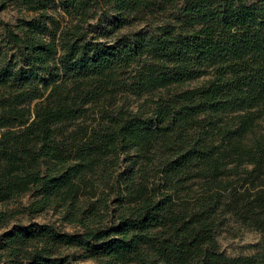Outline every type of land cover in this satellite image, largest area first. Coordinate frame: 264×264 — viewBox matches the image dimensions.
<instances>
[{
  "label": "trees",
  "instance_id": "obj_1",
  "mask_svg": "<svg viewBox=\"0 0 264 264\" xmlns=\"http://www.w3.org/2000/svg\"><path fill=\"white\" fill-rule=\"evenodd\" d=\"M154 1L0 0L31 13L0 22V203L30 193L28 217L80 229L14 223L0 264H264L215 237L225 213L264 230V0H183L153 32L88 37L95 6L110 33Z\"/></svg>",
  "mask_w": 264,
  "mask_h": 264
},
{
  "label": "rangeland",
  "instance_id": "obj_2",
  "mask_svg": "<svg viewBox=\"0 0 264 264\" xmlns=\"http://www.w3.org/2000/svg\"><path fill=\"white\" fill-rule=\"evenodd\" d=\"M249 4L257 0H240ZM184 4L183 0H175L173 4H164L162 0L153 2L148 8L141 13L133 14L130 22L125 27L107 33L106 30L115 17L113 6L110 4H99L93 8L88 25L92 27L93 34H100L101 41H114L121 35L131 34L134 32L144 31L153 32L157 26L163 22L176 20L180 7ZM30 12L25 11L15 4L0 5V22L14 24L18 18L29 17ZM102 34V35H101ZM2 26L0 24V44H4ZM209 76H202L197 80L191 81L185 87H194L202 84ZM157 94H142L141 96L125 95L121 96L117 102V107H122L130 113L137 111H149L156 99ZM92 116V115H91ZM90 115L86 122H90ZM260 128L264 130V121L261 122ZM31 201V194L27 193L17 199L0 203V212L5 213L8 218L5 223L0 225V238L14 223L29 224H52L58 229L65 232L79 231V227L66 222L59 211L47 209L33 217H28L22 209ZM215 237L221 251L230 257H247L255 255L264 250V230L249 226L231 214H223L218 221L215 229ZM81 264H92L91 261H84Z\"/></svg>",
  "mask_w": 264,
  "mask_h": 264
}]
</instances>
